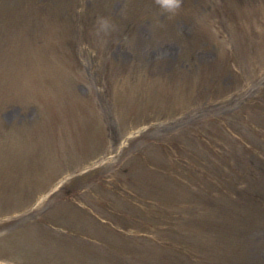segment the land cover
Segmentation results:
<instances>
[{
	"label": "rangeland",
	"instance_id": "1",
	"mask_svg": "<svg viewBox=\"0 0 264 264\" xmlns=\"http://www.w3.org/2000/svg\"><path fill=\"white\" fill-rule=\"evenodd\" d=\"M0 144L39 264H264V0H0Z\"/></svg>",
	"mask_w": 264,
	"mask_h": 264
},
{
	"label": "clouds",
	"instance_id": "2",
	"mask_svg": "<svg viewBox=\"0 0 264 264\" xmlns=\"http://www.w3.org/2000/svg\"><path fill=\"white\" fill-rule=\"evenodd\" d=\"M178 4V0H172V6L175 7Z\"/></svg>",
	"mask_w": 264,
	"mask_h": 264
}]
</instances>
